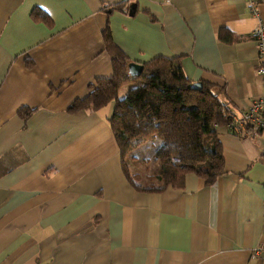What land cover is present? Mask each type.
<instances>
[{
    "label": "crops",
    "instance_id": "crops-1",
    "mask_svg": "<svg viewBox=\"0 0 264 264\" xmlns=\"http://www.w3.org/2000/svg\"><path fill=\"white\" fill-rule=\"evenodd\" d=\"M257 1L259 19L246 0H0V264H264L252 255L264 242L263 136L219 126L224 173L212 184L190 172L141 192L123 171L114 103L68 111L112 75L108 26L129 62L177 57L239 112L264 93Z\"/></svg>",
    "mask_w": 264,
    "mask_h": 264
},
{
    "label": "trees",
    "instance_id": "trees-1",
    "mask_svg": "<svg viewBox=\"0 0 264 264\" xmlns=\"http://www.w3.org/2000/svg\"><path fill=\"white\" fill-rule=\"evenodd\" d=\"M110 8L120 9V5ZM31 15L51 24L41 8H34ZM225 31H219L221 40H233V34ZM104 40L111 56L112 75L96 78L90 83L88 94L75 99L68 111H96L114 103L109 124L122 157L124 174L136 190L156 192L180 186L190 172L203 178L207 185L212 184L224 173L217 128L226 125L232 113L224 90L207 82H202L200 89H193V82L177 57L155 56L142 63L139 76L132 77L127 72L128 58L112 42L108 26L104 29ZM124 85L129 88L119 96ZM30 112L21 108L19 114L26 119ZM148 146L152 147L159 167L155 173L144 176L149 184L141 185V174L129 172L125 158L133 151L130 158L133 162L134 153Z\"/></svg>",
    "mask_w": 264,
    "mask_h": 264
},
{
    "label": "built area",
    "instance_id": "built-area-1",
    "mask_svg": "<svg viewBox=\"0 0 264 264\" xmlns=\"http://www.w3.org/2000/svg\"><path fill=\"white\" fill-rule=\"evenodd\" d=\"M249 12L260 18L259 3L257 0H246ZM256 44L257 66L255 72L260 76L264 89V24L259 22L252 30ZM230 132L240 137H264V93L252 100L247 107L237 113H231L226 124ZM254 257H264V242L252 250Z\"/></svg>",
    "mask_w": 264,
    "mask_h": 264
},
{
    "label": "rangeland",
    "instance_id": "rangeland-1",
    "mask_svg": "<svg viewBox=\"0 0 264 264\" xmlns=\"http://www.w3.org/2000/svg\"><path fill=\"white\" fill-rule=\"evenodd\" d=\"M128 88L129 85H124L119 91V96H123ZM152 150L153 149L150 146L140 149L138 152L134 153L136 158L133 162L130 159L133 151L130 152L126 158L130 172L141 174L142 178L139 181L141 185H148L149 181H146L147 178L144 179V176L155 173L159 167V163L153 157ZM154 183L157 184L158 181H155Z\"/></svg>",
    "mask_w": 264,
    "mask_h": 264
},
{
    "label": "water",
    "instance_id": "water-1",
    "mask_svg": "<svg viewBox=\"0 0 264 264\" xmlns=\"http://www.w3.org/2000/svg\"><path fill=\"white\" fill-rule=\"evenodd\" d=\"M133 10L130 11V14H133ZM143 71V64L142 63H137V62H129L127 64V72L130 76L132 77H137L139 76ZM202 86L201 82H193L191 87L193 89H200Z\"/></svg>",
    "mask_w": 264,
    "mask_h": 264
}]
</instances>
